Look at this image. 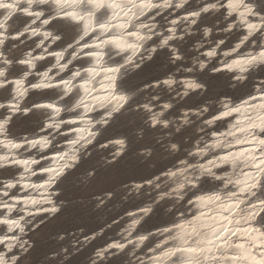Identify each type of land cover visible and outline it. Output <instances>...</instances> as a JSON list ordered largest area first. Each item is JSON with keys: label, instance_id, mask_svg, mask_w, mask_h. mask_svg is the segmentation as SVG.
Here are the masks:
<instances>
[{"label": "clouds", "instance_id": "1", "mask_svg": "<svg viewBox=\"0 0 264 264\" xmlns=\"http://www.w3.org/2000/svg\"><path fill=\"white\" fill-rule=\"evenodd\" d=\"M0 264H264V0H0Z\"/></svg>", "mask_w": 264, "mask_h": 264}]
</instances>
